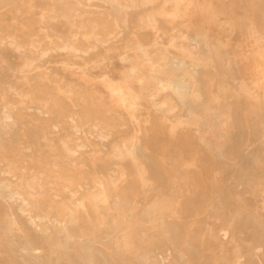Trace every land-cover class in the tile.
<instances>
[{
    "label": "rangeland",
    "instance_id": "rangeland-1",
    "mask_svg": "<svg viewBox=\"0 0 264 264\" xmlns=\"http://www.w3.org/2000/svg\"><path fill=\"white\" fill-rule=\"evenodd\" d=\"M10 1L0 0V264H247L236 255L242 216L263 220L246 240L264 236L254 190L264 187V0H118L130 10L118 19L110 0ZM65 42L86 55L64 53ZM245 152L260 162L251 189L236 180ZM164 204L167 237L145 238L147 213ZM70 227L92 248L68 239Z\"/></svg>",
    "mask_w": 264,
    "mask_h": 264
},
{
    "label": "bare ground",
    "instance_id": "bare-ground-1",
    "mask_svg": "<svg viewBox=\"0 0 264 264\" xmlns=\"http://www.w3.org/2000/svg\"><path fill=\"white\" fill-rule=\"evenodd\" d=\"M10 1V0H9ZM53 1V0H52ZM107 1V0H106ZM109 1V0H108ZM127 1V0H126ZM141 1V0H140ZM11 2L13 3V1L11 0L10 1V3L9 4H11ZM15 2L16 1H14V4H15ZM56 2V1H55ZM61 2V1H60ZM59 2V3H60ZM110 2H111V4H112V6H113V9H114V11H115V15H118V17H117V19L118 18H120L119 16H121V18H122V12L124 13V10H123V5L124 6H126L125 4H123V5H121L119 2H118V0H110ZM136 2H138L139 3V0L138 1H136ZM157 2V0H144L142 3H141V6L139 7V5H137L136 7H139L140 9H141V7H142V5L146 8H148V6L147 5H151L152 7H154V4ZM3 3V2H2ZM54 3V2H53ZM122 3V2H121ZM133 4H134V2H132ZM1 4V3H0ZM57 4H58V2H57ZM56 4V5H57ZM60 4H62V3H60ZM68 3H65V5H67ZM110 4V3H109ZM159 4V3H158ZM157 4V5H158ZM2 5V4H1ZM4 5V4H3ZM2 5V6H3ZM59 5V4H58ZM63 5V4H62ZM135 5V4H134ZM146 5V6H145ZM157 5H156V8H157ZM6 6V5H5ZM64 6V5H63ZM68 6H69V4H68ZM73 6V5H72ZM150 6V8H152ZM54 7V6H53ZM58 7V6H57ZM61 6H59L58 8H60ZM65 7H67V6H65ZM70 7V6H69ZM68 7V8H69ZM135 6H133V8L131 7V5H130V8L133 10L134 8H136ZM144 7H143V10H144ZM55 8V10H57L56 9V7H54ZM63 8V7H62ZM61 8V9H62ZM74 8V7H73ZM76 9L74 10V11H76L77 10V6L75 7ZM110 8H112V7H110ZM129 8V7H128ZM70 9V8H69ZM149 9V8H148ZM60 9H58V11H59ZM72 10V9H71ZM123 10V11H122ZM128 9H127V6H126V10H125V12L127 11ZM139 10V9H138ZM142 10V11H143ZM154 10V9H153ZM67 11H68V9H67ZM66 10L63 12V13H65V12H67ZM80 11V10H79ZM140 11V10H139ZM145 11H146V9H145ZM56 12V11H55ZM77 12V11H76ZM128 12V11H127ZM132 12V11H131ZM133 12H134V10H133ZM60 13V12H59ZM59 13H57L58 15H59ZM68 14L70 13V11L69 12H67ZM71 13H72V11H71ZM108 13H110V12H108ZM128 13H130V10H129V12ZM127 13V14H128ZM140 12H138V14H137V12H136V14L137 15H140L139 14ZM143 13H144V11H143ZM45 14V13H44ZM56 14V13H55ZM84 14V13H83ZM111 14H113V13H111ZM109 15V16H113V15ZM64 15H66V14H64ZM114 15V16H115ZM47 16V15H46ZM51 16V15H50ZM56 16V15H55ZM61 16V18L60 19H62V17H63V15H60ZM60 16H58V17H60ZM108 16V17H109ZM125 16V15H124ZM123 16V17H124ZM127 16H129V15H127ZM65 17V16H64ZM52 18V17H51ZM51 18H49V20L51 19ZM54 18V17H53ZM52 18V19H53ZM56 19H57V16L55 17ZM69 18H71V17H69ZM69 18H64V20L65 19H68L69 20ZM125 18V17H124ZM52 19L50 20V21H52ZM114 19H116V18H114ZM71 20H73V18L71 19ZM120 20V19H119ZM46 21V20H45ZM49 21V22H50ZM123 21H124V19H123ZM128 21V20H127ZM118 22H120V21H118ZM117 22V23H118ZM122 22V21H121ZM128 23V22H127ZM47 24V23H46ZM69 25H71V26H73L72 24H69ZM118 25V24H117ZM116 25V26H117ZM128 25V24H127ZM46 26V25H45ZM117 27H120V28H123V27H125V25L124 26H117ZM44 28V27H43ZM126 28H128V27H126ZM122 30V29H121ZM126 30V29H125ZM124 29H123V31H125ZM127 32H128V30H127ZM72 33H74V32H72ZM129 33V32H128ZM128 33H127V35H128ZM122 34V33H121ZM48 38V37H47ZM49 39H51V38H49ZM48 39V40H49ZM67 39V38H66ZM93 39V38H92ZM114 39H115V37H114ZM117 39V38H116ZM120 39V38H119ZM69 39H67V41H68ZM6 42V41H5ZM50 42V41H49ZM71 42V41H70ZM63 45V47H62V50H64L63 52L64 53H66V51L67 52H70V54L71 53H74V52H80V55H83L82 53H81V50H76L71 44H69V43H66L65 42V44H62ZM104 45H106V44H103V46ZM90 47V46H89ZM96 47V46H95ZM94 47V48H95ZM93 48V47H92ZM93 48V49H94ZM18 49V48H17ZM53 49V48H52ZM51 49V50H52ZM92 49V50H93ZM97 49V48H96ZM19 50V49H18ZM50 50V51H51ZM59 50V49H58ZM62 50H60V51H62ZM91 49L89 48V50L87 51V53L89 54ZM92 50H91V53H92ZM143 50V49H142ZM49 50H47L46 52H48ZM54 51V50H53ZM56 51V50H55ZM31 52V51H30ZM29 52V53H30ZM43 52V51H42ZM84 52V51H83ZM18 53V52H17ZM22 53V52H21ZM55 53V52H54ZM62 53V52H61ZM60 53V54H61ZM75 53V54H76ZM85 53V52H84ZM95 53V52H94ZM44 55H45V53H43ZM48 54H49V52H48ZM52 55H54V57H59L60 55H56L55 56V54H53V52L51 53ZM93 54V53H92ZM50 55V54H49ZM77 55V54H76ZM84 55H86V53L84 54ZM83 55V56H84ZM125 55V54H124ZM40 56V55H39ZM38 56V57H39ZM61 56H62V54H61ZM67 56V55H66ZM95 56V55H94ZM41 57V56H40ZM42 57H44V56H42ZM42 57H41V59H42ZM50 57H51V55H50ZM92 57V56H91ZM87 58H90V56L89 57H87ZM32 59V58H31ZM44 59V58H43ZM70 59H72V58H70ZM85 59H86V57H85ZM73 60V59H72ZM75 60V59H74ZM27 61V60H26ZM30 61H32V64H35V59L34 60H29V62ZM33 61H34V63H33ZM28 63V62H27ZM31 63V62H30ZM36 63H38L37 61H36ZM24 64V63H23ZM32 64L30 65V64H28V65H26V63L24 64V65H26V66H28V67H26V68H29L30 66H32ZM35 65H37V68H42V67H44V65L42 64H40V66L38 67V64H35ZM23 67V66H22ZM33 68H35V67H33ZM33 68H31V69H33ZM23 69V68H22ZM59 69V68H58ZM29 70V72H31L30 71V69H28ZM22 71V70H21ZM24 71V70H23ZM54 71H58L57 69L56 70H54ZM28 72V71H27ZM38 72V71H37ZM52 72V71H51ZM59 72V71H58ZM56 73V72H55ZM60 73V72H59ZM19 74V73H18ZM32 74H34V73H32ZM54 74V73H53ZM52 74V75H53ZM58 74V73H57ZM60 75V74H59ZM30 76V75H29ZM31 76H33V75H31ZM38 76V75H37ZM63 76V75H62ZM54 77H57V76H55L54 75ZM35 78H37V77H35ZM35 78H33V79H35ZM39 78V77H38ZM52 78V77H51ZM64 78V77H63ZM18 79V78H17ZM32 79V80H33ZM57 79H61V78H57ZM31 80V81H32ZM50 80V79H49ZM62 80V79H61ZM29 82V81H28ZM112 83V82H111ZM1 84V83H0ZM63 85H65V84H63ZM66 86V85H65ZM67 87V86H66ZM112 87V86H111ZM15 87H13L12 89L10 88V90H13ZM63 88V87H62ZM176 88L177 89H181L182 88V85H180V84H178V85H176ZM7 89L9 90V88L7 87ZM6 89V90H7ZM14 90H16V89H14ZM63 90V89H62ZM17 91V90H16ZM15 91V92H16ZM61 91V90H60ZM14 92V93H15ZM13 93V92H12ZM18 93V92H17ZM16 93V94H17ZM8 94H9V92H8ZM7 94V95H8ZM10 95V94H9ZM20 95V94H19ZM169 97V96H168ZM167 97V98H168ZM93 98H95V97H93ZM169 99H171V98H169ZM93 100H95V101H97L96 100V98L95 99H93ZM171 101V100H170ZM102 103V102H101ZM162 103V102H161ZM166 104H168V102H165ZM163 104L164 105V107H165V105L166 104ZM172 103H173V101H172ZM171 103V104H172ZM166 106H168V105H166ZM171 106V105H170ZM175 106V105H174ZM217 106V105H216ZM6 108V107H5ZM177 108V107H176ZM217 108H218V106H217ZM29 109V108H28ZM167 109V108H166ZM222 109V108H221ZM219 114V113H218ZM220 115V114H219ZM2 116V115H1ZM6 116V115H5ZM74 116V115H73ZM80 116V115H79ZM4 117V116H3ZM10 117V115H8V117H7V119ZM78 117V116H77ZM5 118V117H4ZM73 118V117H72ZM71 118V119H72ZM238 118V117H237ZM75 118H73V120H74ZM80 119V118H79ZM88 119V118H87ZM77 120V119H76ZM81 122V121H80ZM83 122V121H82ZM204 122H205V125H206V127L208 128L209 127V124H210V122H209V120H204ZM66 123V122H65ZM76 123V122H75ZM96 124V123H95ZM78 127V126H77ZM90 127V126H89ZM89 127H88V129H89ZM96 127V126H95ZM79 128V127H78ZM77 128V129H78ZM87 129V130H88ZM86 130V131H87ZM92 130V129H91ZM91 130H89L90 132H92ZM76 131V130H75ZM85 131V133L87 134V132ZM94 131V130H93ZM80 132V131H79ZM82 132H83V128H82ZM96 132V131H95ZM84 133V132H83ZM97 133V132H96ZM98 133H100L99 131H98ZM75 134V133H74ZM79 134V133H78ZM89 134V133H88ZM128 134V133H127ZM82 134H81V132H80V136H81ZM84 135V134H83ZM98 135H101V134H98ZM126 135V134H125ZM90 136H92V135H90ZM105 136V135H104ZM106 136H108L107 134H106ZM126 136H128V135H126ZM89 137V136H88ZM102 137V136H101ZM86 138V137H85ZM100 138V137H99ZM105 138H107V137H105ZM222 138V136L221 135H218L217 136V141L219 140V139H221ZM91 139V138H90ZM98 139V138H97ZM75 140V139H74ZM101 140V139H100ZM103 141V140H102ZM56 142V141H55ZM63 142H65V141H63ZM62 142V143H63ZM62 143H60L61 145H62ZM140 143V142H139ZM80 144V143H79ZM78 144V145H79ZM126 144V143H125ZM235 144V143H234ZM54 145H55V143H54ZM118 145V144H117ZM122 145H124V144H122ZM140 145V144H139ZM76 146V145H75ZM84 146V145H83ZM60 146H58V148H59ZM82 147V146H81ZM84 147H86V146H84ZM254 147V146H253ZM56 148V147H55ZM215 148H216V150H217V155H218V157H220V158H222L223 157V151H222V144L221 143H219V142H215ZM62 149H63V151L66 153V155H67V157H72L76 152H74V151H71L70 149H68V147H67V144H63L62 145ZM88 149V148H87ZM139 148H138V146H137V150H138ZM76 150H77V148H76ZM84 150V149H83ZM78 151H80V150H78ZM233 151V150H232ZM58 152H60V151H58ZM60 153H62L63 154V152H60ZM81 153V152H80ZM59 154V153H58ZM61 154V155H62ZM244 154H246V152L244 153ZM81 156V155H80ZM78 157V156H77ZM80 158V157H79ZM67 159H69V158H67ZM71 159H73V158H71ZM241 159H244V160H246L247 162H246V164L244 165V166H240L239 167V169H238V171H237V174H236V180H238V179H243L244 180V184H245V186H246V188L247 189H251V185L253 184H255V182H256V179H255V173L257 172V165H259V163L260 162H258V159H257V157H256V155L255 154H253V153H251V152H248L247 154H246V156L245 157H241ZM54 161V160H53ZM77 161H78V159H77ZM82 161V160H81ZM83 162V161H82ZM82 162H81V164H82ZM54 163V162H53ZM55 163H57V161L55 162ZM77 164V163H76ZM52 165H54V164H52ZM74 165V164H73ZM83 165V164H82ZM81 165V166H82ZM49 166V165H48ZM55 170V169H54ZM61 170V169H60ZM52 171V170H51ZM57 171V170H56ZM62 171H64L63 169H62ZM58 172V171H57ZM60 172V171H59ZM218 172V171H217ZM54 173V172H53ZM219 173V172H218ZM85 174V173H84ZM87 174V173H86ZM85 174V175H86ZM45 176V175H44ZM181 176H182V174H181ZM87 177V176H86ZM185 178H186V176H184ZM24 178V177H23ZM34 178V177H33ZM42 178V177H41ZM194 178H196V177H194ZM188 180H191V179H188ZM198 180V179H197ZM196 180V181H197ZM28 181V180H27ZM26 181V182H27ZM34 182V181H33ZM87 182V181H86ZM88 184V186H89V183H87ZM6 185H8V184H6ZM27 186H29V185H27ZM9 187V186H8ZM7 188V187H6ZM80 188V187H79ZM89 189H90V187H88ZM183 188V187H182ZM8 189V188H7ZM10 190V189H9ZM255 191H256V193L259 195V197L262 199V201H263V207H264V187H263V184L261 183L260 184V186L259 187H257V188H255L254 189ZM222 193V192H221ZM15 194V193H14ZM18 194V193H17ZM199 194V193H198ZM77 195V194H76ZM127 195H129L128 193H127ZM18 197H19V195H18ZM199 197V196H198ZM10 198H11V196H10ZM20 198V197H19ZM12 199V198H11ZM10 200V199H9ZM72 200V199H71ZM129 200H130V198H128L127 196H125V197H123V198H121V200L118 202V204H120V205H123L124 207H125V209L127 210L128 209V207H127V205L129 204ZM134 200V199H133ZM170 200V199H169ZM173 200H175V199H173ZM195 201V200H194ZM197 201V200H196ZM166 203V202H165ZM196 203V202H195ZM132 204V203H131ZM158 204V203H157ZM194 204V203H193ZM170 205V204H169ZM215 205H216V202L213 200L209 205H208V210L209 211H214V210H216L215 208ZM245 205V204H244ZM79 206H82L83 208H85V205L83 204V203H80V205ZM132 206V205H131ZM140 206V205H139ZM170 207V206H169ZM120 208V207H119ZM138 208V204L136 203V200H135V202H134V205L132 206V209H130V212H134V211H136V209ZM148 208V207H147ZM165 208H167L166 207V204H164V205H155L154 207H152L151 208V210L147 213V216H146V226H147V224H149V225H151V228L149 229V232H148V234H146L144 237L145 238H153V231H155V230H157V231H159L160 232V234H161V236H164V237H167V235H166V233L163 231V226H164V221L166 220V219H169V216L166 218V216H164V214H163V210L165 209ZM101 209H102V207H101ZM85 210V209H84ZM87 211V210H86ZM91 210H90V208H89V212H90ZM104 211V210H103ZM106 211H107V209H106ZM88 212V213H89ZM72 213V212H71ZM92 213V212H91ZM200 213H201V208H199V207H197L196 208V214H194V215H197V216H199L200 215ZM92 214H94V213H92ZM175 214V213H174ZM237 214H239V215H241V212L240 211H238V213ZM72 215V214H71ZM256 215V214H255ZM73 216H74V213H73ZM108 216V215H107ZM131 216V215H130ZM176 216V215H175ZM92 217V216H91ZM74 218V220L72 221V226H73V224H77L78 223V219H77V217H73ZM83 220L85 219L84 218V216H83V218H82ZM87 220V219H86ZM170 220V219H169ZM85 221V220H84ZM233 222V221H232ZM196 224V223H195ZM232 224V223H231ZM84 225H85V223H84ZM192 227V226H191ZM66 228V227H65ZM84 228H85V226H84ZM194 228V227H193ZM255 228H258L260 231H262L263 230V220H262V215L260 214V215H258V216H256V217H249V216H242V219H241V224L238 226V233H237V237H238V242L240 243V245H241V248H237V252H236V255H237V257H238V259L239 260H242V259H244V258H246L247 259V264H262L263 262L261 261V259L259 258V253L260 252H262L263 254H264V236H259L258 238H253V241L251 242V241H248V240H246L245 238H244V233L246 232V233H248V234H251V233H253V231H254V229ZM87 229V228H86ZM229 230V229H228ZM210 231V230H209ZM61 233H64V232H61ZM70 233H76V229L75 228H72V227H70L69 229L67 228L66 229V232H65V235L67 236V238L68 239H70L69 237L71 236V234ZM227 233V232H226ZM73 234V235H74ZM210 234V233H209ZM140 237H141V235H140ZM142 238V237H141ZM72 239H74V240H76L78 243H81L82 244V250H86V249H90V248H92L91 247V239L89 238V237H86V235L85 234H83V235H81V236H75L74 238H71L70 240H72ZM143 241V240H142ZM203 241V240H202ZM31 244V243H30ZM104 244L106 245V247H108V248H110L111 249V242L109 241V239L108 238H105V241H104ZM187 244V243H186ZM30 246V245H29ZM33 248V247H32ZM95 250V249H94ZM194 250V249H193ZM31 251H36V249H31ZM195 251V250H194ZM97 252H98V250H97ZM146 253H148L147 251H146ZM244 255H243V254ZM198 254V253H197ZM243 255V256H242ZM98 256V255H97ZM196 257V256H195ZM99 258V261H98V264H109L108 263V261H107V259L105 258V257H102V256H100V257H98ZM202 262V261H201ZM200 262V263H201Z\"/></svg>",
    "mask_w": 264,
    "mask_h": 264
}]
</instances>
